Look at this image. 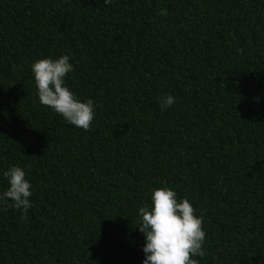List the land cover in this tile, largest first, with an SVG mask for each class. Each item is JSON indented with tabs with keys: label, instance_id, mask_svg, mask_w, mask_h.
<instances>
[{
	"label": "trees",
	"instance_id": "16d2710c",
	"mask_svg": "<svg viewBox=\"0 0 264 264\" xmlns=\"http://www.w3.org/2000/svg\"><path fill=\"white\" fill-rule=\"evenodd\" d=\"M64 54L88 130L37 97L31 64ZM13 165L32 207L0 205V264H142L137 212L165 185L203 217L199 264H264V0H0Z\"/></svg>",
	"mask_w": 264,
	"mask_h": 264
},
{
	"label": "clouds",
	"instance_id": "9594fccd",
	"mask_svg": "<svg viewBox=\"0 0 264 264\" xmlns=\"http://www.w3.org/2000/svg\"><path fill=\"white\" fill-rule=\"evenodd\" d=\"M111 0H104L107 5ZM159 15L166 16L167 9ZM67 54L34 61L30 70L34 78L39 102L59 114L69 125L83 130L91 126L97 105L92 99L81 100L69 88L66 77L74 71ZM176 103L171 93L159 98L161 111ZM6 181V190L0 191V205L27 213L32 207V185L25 170L19 165L0 169ZM139 232L144 236L142 264H199L196 257L206 255L204 243L206 231L203 217L197 215L187 198L178 197L167 185L155 188L150 195V204L138 209Z\"/></svg>",
	"mask_w": 264,
	"mask_h": 264
}]
</instances>
